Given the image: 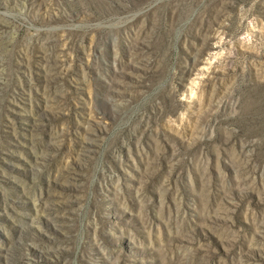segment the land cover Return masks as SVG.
Masks as SVG:
<instances>
[{"label": "rangeland", "instance_id": "obj_1", "mask_svg": "<svg viewBox=\"0 0 264 264\" xmlns=\"http://www.w3.org/2000/svg\"><path fill=\"white\" fill-rule=\"evenodd\" d=\"M0 264H264V0H0Z\"/></svg>", "mask_w": 264, "mask_h": 264}]
</instances>
